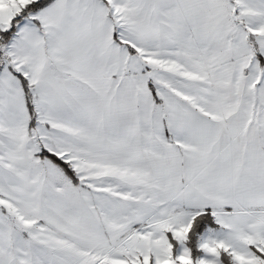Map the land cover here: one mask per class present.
Segmentation results:
<instances>
[{"label": "snow or ice", "instance_id": "1", "mask_svg": "<svg viewBox=\"0 0 264 264\" xmlns=\"http://www.w3.org/2000/svg\"><path fill=\"white\" fill-rule=\"evenodd\" d=\"M0 264H264V0H0Z\"/></svg>", "mask_w": 264, "mask_h": 264}]
</instances>
